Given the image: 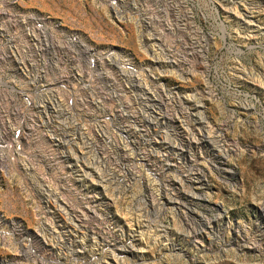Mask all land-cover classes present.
<instances>
[{
	"label": "rangeland",
	"instance_id": "1",
	"mask_svg": "<svg viewBox=\"0 0 264 264\" xmlns=\"http://www.w3.org/2000/svg\"><path fill=\"white\" fill-rule=\"evenodd\" d=\"M237 3L0 0V264H264V84L238 73L264 42Z\"/></svg>",
	"mask_w": 264,
	"mask_h": 264
},
{
	"label": "bare ground",
	"instance_id": "2",
	"mask_svg": "<svg viewBox=\"0 0 264 264\" xmlns=\"http://www.w3.org/2000/svg\"><path fill=\"white\" fill-rule=\"evenodd\" d=\"M224 1L227 3V5L229 6V8L231 10H236V8H237L235 6L236 0H224ZM240 2H242L243 5H241L240 3H237V4L241 5V10L238 13L240 15V17L236 21V23H238V28H239V32L237 35L238 41L241 44H245L250 39L257 41L258 44H260L261 42H264V18L263 19H257V17L252 18L249 16L247 10L243 6L244 5H250V0H240ZM229 15L231 18H234V13L233 14L228 13V16ZM235 20H236V18H235ZM244 69L245 68H241V67H240V70L237 69V70H239L238 71L239 75H241L242 78L244 77L245 81L252 80L255 84H257V85H255V88L258 89V86H261L262 84H264V52L263 53L258 52V59H257L256 68L252 67L250 69H247V71H246V69L245 70ZM246 107L243 106L241 108L244 110H247L248 108H246ZM214 138L215 137H213V136L210 138V144L214 145L215 141H217ZM212 151L214 152L215 150H212ZM195 183H199V181H197V179H196ZM65 234L68 235V233H66V232L64 234H62L64 236L61 237V241H60V245H59L62 248V250H66L68 252V254H70L71 256L75 255L77 257H83V252H81V250L86 249V245H84L83 243H81V244L76 243V239H73V238L67 240L68 238H65ZM85 234H87V233H85ZM87 236H89V234H87ZM125 240L126 241L122 240L119 243V246L121 248H117V245L114 244V239L105 240L104 238H100L99 245L101 247H111L110 249L117 250L119 256H121L124 253H130L131 249H132L131 247L133 246V243L131 242L130 238H126ZM138 244H139V242H138ZM98 249H99V247H98V243H97L96 250H98ZM95 252L96 251H94V254H95ZM64 260L66 262L68 261L67 259H64ZM97 261H98V258H94L93 260H91V259H88L86 257L85 260L81 264H99Z\"/></svg>",
	"mask_w": 264,
	"mask_h": 264
}]
</instances>
